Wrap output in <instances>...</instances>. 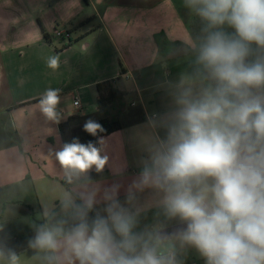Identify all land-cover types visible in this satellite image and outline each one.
Segmentation results:
<instances>
[{
    "label": "clouds",
    "instance_id": "clouds-1",
    "mask_svg": "<svg viewBox=\"0 0 264 264\" xmlns=\"http://www.w3.org/2000/svg\"><path fill=\"white\" fill-rule=\"evenodd\" d=\"M182 6L199 31L184 44L191 71L173 86L169 107L146 117L163 137L146 147L123 202L121 185L91 178L109 160L99 122L83 125L95 140L62 143L55 158L79 190L62 195L60 218L45 211L46 222L33 223L27 247L41 264H185L190 249L203 264H264V0H182ZM46 64L58 70L60 56H48ZM60 103L61 89L47 88L39 111L59 124ZM147 189L160 194L174 230L138 228L134 202ZM10 239L0 229V260L20 264Z\"/></svg>",
    "mask_w": 264,
    "mask_h": 264
},
{
    "label": "crops",
    "instance_id": "crops-1",
    "mask_svg": "<svg viewBox=\"0 0 264 264\" xmlns=\"http://www.w3.org/2000/svg\"><path fill=\"white\" fill-rule=\"evenodd\" d=\"M185 13L176 0H0V229L10 235L20 264H41L27 247L33 223L46 222L45 211L60 218L62 195L79 190L67 183L55 158L62 146L58 125L76 115L98 117L96 85L107 80L114 81V87L126 94L124 101L139 107L144 117L105 137L108 164L102 174L91 173L93 181L121 185L123 202L146 147L154 136L164 135L163 129L149 127L146 117L169 107L173 86L191 71L192 61L187 59L192 55L183 51L190 35ZM58 26L77 27L79 35L71 39L87 41L60 49L66 41L55 42ZM157 34L176 43L175 51L161 55L154 40ZM51 55L60 56L56 71L46 64ZM50 87L61 89L59 124L39 111L40 95ZM87 106L92 114H83ZM160 199L150 189L136 194L138 228L161 225L174 230L177 222L164 217ZM184 261L203 264L191 249Z\"/></svg>",
    "mask_w": 264,
    "mask_h": 264
},
{
    "label": "trees",
    "instance_id": "trees-1",
    "mask_svg": "<svg viewBox=\"0 0 264 264\" xmlns=\"http://www.w3.org/2000/svg\"><path fill=\"white\" fill-rule=\"evenodd\" d=\"M39 26L45 41L51 45L52 44L51 37L44 30V28L40 23ZM67 34L69 33L67 32ZM66 40L67 42L63 44L60 49H65L67 47H70L78 39L72 40L71 37L69 36V38ZM154 40L158 47V52L164 56L170 55L173 51H175V48L177 46L176 43L167 42L163 38L162 34L155 35ZM125 95H126L125 93L121 92L120 90L114 87V81L112 80L103 81L96 85V105L98 107V113L100 117L93 120H96L105 128L106 131L105 133L102 134L104 137L109 136L110 134L118 130L133 125L138 121L144 119L141 110H139L133 115L131 114L132 112L130 110V106H126V102L124 101ZM116 105L120 106L122 110L114 107ZM108 106H110L111 109L114 108L116 110V113L109 114L106 109V107ZM119 116L120 118H118ZM131 116L136 118V120L130 121L129 117ZM88 119H89L88 117L72 116L66 122L60 123L58 125V129L62 143L70 142L74 137H78L81 142L95 140L96 139L95 137L90 136L88 133H86L83 130V125L85 121H87ZM81 120L82 123H77L74 125L72 124L73 122L81 121ZM93 175H97V174H92V176Z\"/></svg>",
    "mask_w": 264,
    "mask_h": 264
},
{
    "label": "rangeland",
    "instance_id": "rangeland-1",
    "mask_svg": "<svg viewBox=\"0 0 264 264\" xmlns=\"http://www.w3.org/2000/svg\"><path fill=\"white\" fill-rule=\"evenodd\" d=\"M176 2L178 3V5H180V6H182V0H176ZM183 7V6H182ZM185 16H186V19L187 20H189L188 21V24H187V29H188V31L192 34V36H195L197 33H198V31H199V26H198V22L197 21H194L192 18H190L189 17V15L187 14V12L185 13ZM59 28H58V31H61V32H63V33H69V36H74V37H76V36H78L79 35V32L78 31H76L75 32V30L77 29V27H75L73 30H66V29H64L63 27H61V26H58ZM68 29V28H67ZM55 36V35H54ZM83 39V38H82ZM67 42V40L66 39H63V40H59V39H57L56 38V40H55V42L58 44V43H60V44H62V43H64V42ZM79 41V43H81L82 41H87V40H81L80 38H78V40H77V42ZM76 42V43H77ZM192 59H193V57H191V58H188L187 60H189V61H192ZM190 66V65H189ZM126 106H130L129 104H127L126 103ZM114 107H116V108H119L120 110H122V108L120 107V106H118V105H116V106H114ZM106 109H107V111H108V113L109 114H115L116 113V110L113 108V109H111L110 108V106H108V107H106ZM130 110H131V114L133 115V114H135L136 112H138L139 110H140V108L139 107H137V106H130ZM93 113V111H92V108H89L88 106H87V108L83 111V114H85V115H89V114H92ZM76 116H79V115H76ZM95 119L96 118H99V115H98V117H94ZM118 118H120V116L118 117ZM129 120L130 121H134V120H136V118H134L133 116H131V117H129ZM77 123H82V120L81 121H76V122H73L72 124L74 125V124H77Z\"/></svg>",
    "mask_w": 264,
    "mask_h": 264
},
{
    "label": "built area",
    "instance_id": "built-area-1",
    "mask_svg": "<svg viewBox=\"0 0 264 264\" xmlns=\"http://www.w3.org/2000/svg\"><path fill=\"white\" fill-rule=\"evenodd\" d=\"M54 37L55 38H57V39H59V40H63V39H68L69 38V34H67V33H63V32H61V31H58V30H56L55 32H54ZM126 78H128V76L126 77ZM78 101L77 100H75L74 102H73V105L74 106H77V103Z\"/></svg>",
    "mask_w": 264,
    "mask_h": 264
}]
</instances>
